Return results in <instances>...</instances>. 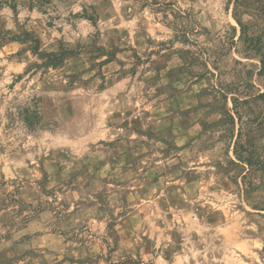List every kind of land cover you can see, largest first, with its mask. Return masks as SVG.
<instances>
[{
    "label": "rangeland",
    "instance_id": "rangeland-1",
    "mask_svg": "<svg viewBox=\"0 0 264 264\" xmlns=\"http://www.w3.org/2000/svg\"><path fill=\"white\" fill-rule=\"evenodd\" d=\"M18 1L0 8V264H264V166L235 160L218 93L264 90V0Z\"/></svg>",
    "mask_w": 264,
    "mask_h": 264
},
{
    "label": "trees",
    "instance_id": "trees-1",
    "mask_svg": "<svg viewBox=\"0 0 264 264\" xmlns=\"http://www.w3.org/2000/svg\"><path fill=\"white\" fill-rule=\"evenodd\" d=\"M46 3H48V0H29V8H41ZM4 6L10 7L14 11H17L19 7V1L1 0L0 8ZM244 33L245 32L243 31V34ZM247 42L249 44L247 50L255 52V55L260 59L261 64L258 68L257 76L264 80V43L262 42V38H248ZM231 90L233 89H231L230 86H225L222 87L218 93L220 99L224 103L227 125L235 128L238 126L239 128L236 139H234L233 153L235 160L239 162L242 165L244 171L249 174L253 171L263 168L264 166L263 162L256 154V144L253 140L263 126V119L261 118L264 117V90L259 91L255 95L245 93V95H242L243 97H240L242 93H233ZM231 94L232 96L229 97ZM234 94L236 95L234 96ZM229 103H232L231 109L228 108ZM253 107L259 108L260 112L257 117H249V119H247L246 114H248V112H253ZM22 116L25 126L29 130L34 129L36 124H38L37 121L40 120L37 112L31 113L27 110L24 111ZM243 137L246 138L245 142L241 140ZM236 161H232L231 165L239 166ZM248 174H246L243 178H245Z\"/></svg>",
    "mask_w": 264,
    "mask_h": 264
}]
</instances>
